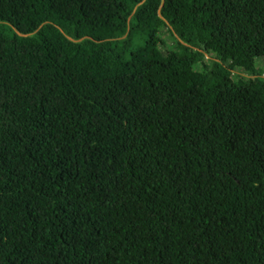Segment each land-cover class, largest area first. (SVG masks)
I'll return each mask as SVG.
<instances>
[{
	"label": "trees",
	"instance_id": "1",
	"mask_svg": "<svg viewBox=\"0 0 264 264\" xmlns=\"http://www.w3.org/2000/svg\"><path fill=\"white\" fill-rule=\"evenodd\" d=\"M259 57L264 0H0V264H264Z\"/></svg>",
	"mask_w": 264,
	"mask_h": 264
},
{
	"label": "rangeland",
	"instance_id": "2",
	"mask_svg": "<svg viewBox=\"0 0 264 264\" xmlns=\"http://www.w3.org/2000/svg\"><path fill=\"white\" fill-rule=\"evenodd\" d=\"M169 38H171L170 34H169L168 31H166L164 36H163V40H164V42H166V44H165L166 48H168V47L171 48V46H173L175 44V42L173 40L168 41ZM257 61H258V66H259V67L258 66L257 67L258 68H262L261 65L264 66V58L263 57H259L257 59ZM233 72L236 73V74L233 73L234 75L243 74V73H241V72H239L237 70H234Z\"/></svg>",
	"mask_w": 264,
	"mask_h": 264
},
{
	"label": "clouds",
	"instance_id": "3",
	"mask_svg": "<svg viewBox=\"0 0 264 264\" xmlns=\"http://www.w3.org/2000/svg\"><path fill=\"white\" fill-rule=\"evenodd\" d=\"M206 58H207L208 60L214 59V58L211 57L209 54H206Z\"/></svg>",
	"mask_w": 264,
	"mask_h": 264
}]
</instances>
